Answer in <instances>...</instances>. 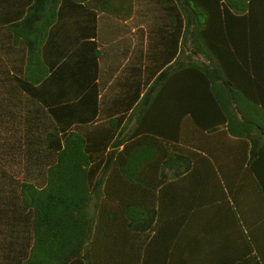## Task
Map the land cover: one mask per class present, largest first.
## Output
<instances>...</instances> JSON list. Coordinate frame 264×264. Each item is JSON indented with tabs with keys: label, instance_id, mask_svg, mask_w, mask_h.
I'll return each instance as SVG.
<instances>
[{
	"label": "trees",
	"instance_id": "obj_1",
	"mask_svg": "<svg viewBox=\"0 0 264 264\" xmlns=\"http://www.w3.org/2000/svg\"><path fill=\"white\" fill-rule=\"evenodd\" d=\"M4 36L27 88L67 80L73 100L42 117L45 182L0 184V264H149L161 166L264 177V0H0ZM20 123L0 150L33 165Z\"/></svg>",
	"mask_w": 264,
	"mask_h": 264
},
{
	"label": "crops",
	"instance_id": "obj_2",
	"mask_svg": "<svg viewBox=\"0 0 264 264\" xmlns=\"http://www.w3.org/2000/svg\"><path fill=\"white\" fill-rule=\"evenodd\" d=\"M0 39L1 135L14 130L9 122L16 118L21 122L16 126L18 139L27 134L37 140L28 148L36 155L33 165H27L24 157L13 164V151L0 150L4 173L9 175L0 172V184L12 183L13 177L21 183L42 184L48 166L44 157L50 152L39 142L47 130L42 117L52 125V109L71 104L72 87L66 80L43 90H37L39 84L27 88L24 68L11 62L14 43L8 36ZM225 159L235 163L231 154ZM205 163L198 178L174 177L169 169L164 174L163 166L148 176L159 187L144 203L157 211L156 227L147 231V262L168 264L172 254L177 264H264V177H256L246 162L239 168L227 166L224 186L220 172L211 162ZM207 196L214 198L208 201ZM130 198L132 205L141 203V196ZM198 240H203L201 248L195 245Z\"/></svg>",
	"mask_w": 264,
	"mask_h": 264
},
{
	"label": "water",
	"instance_id": "obj_3",
	"mask_svg": "<svg viewBox=\"0 0 264 264\" xmlns=\"http://www.w3.org/2000/svg\"><path fill=\"white\" fill-rule=\"evenodd\" d=\"M195 54H197V53L195 52Z\"/></svg>",
	"mask_w": 264,
	"mask_h": 264
}]
</instances>
